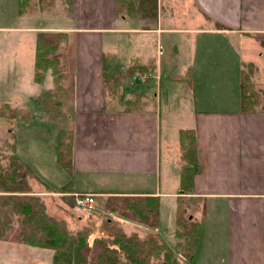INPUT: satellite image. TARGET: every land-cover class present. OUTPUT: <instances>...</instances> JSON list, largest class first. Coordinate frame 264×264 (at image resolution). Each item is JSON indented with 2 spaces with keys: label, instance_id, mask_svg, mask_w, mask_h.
Returning a JSON list of instances; mask_svg holds the SVG:
<instances>
[{
  "label": "crops",
  "instance_id": "0c3cea01",
  "mask_svg": "<svg viewBox=\"0 0 264 264\" xmlns=\"http://www.w3.org/2000/svg\"><path fill=\"white\" fill-rule=\"evenodd\" d=\"M10 4L9 21L0 22V158L9 151L31 168V190L43 198L47 214L77 231L86 224L82 211L63 198L73 201L75 193L103 199L154 196L159 200L157 228L102 211L107 217L87 220L92 237H103V221L115 222L126 234H157L172 251L171 264H264V110L241 113L239 105L248 65L255 89L264 88V0H155L154 10L141 16L133 11L119 16L117 0H71L67 9L53 5L23 14L17 0ZM188 14L191 26L178 24ZM40 32L67 36L62 59L74 92L55 120L37 100L54 90L50 71L40 82L34 79ZM121 57L126 59L125 71L133 64L154 69L117 85L116 74L108 76L107 69L109 61L122 63ZM176 63L180 68L173 71ZM163 76L167 83L176 80L185 95L191 92L194 102L185 115H174L175 120L171 111L162 109L158 92L152 95L140 87L145 83L150 89ZM200 80L220 81L231 95L218 108L197 107L194 81ZM133 82L139 89L123 86ZM118 89L129 93L123 109L112 105L108 94ZM134 98L141 100L139 106H130ZM185 129L195 132L198 153L192 197L198 205L194 217L200 241L191 263L175 247L183 164L178 133ZM60 130L69 132L71 171L57 162ZM50 174L58 179L53 187L46 178ZM115 175L136 186L103 190L90 183L91 177ZM67 183V192H59ZM55 196L53 215L46 201ZM52 258L51 249L0 240V264H52Z\"/></svg>",
  "mask_w": 264,
  "mask_h": 264
},
{
  "label": "trees",
  "instance_id": "16d2710c",
  "mask_svg": "<svg viewBox=\"0 0 264 264\" xmlns=\"http://www.w3.org/2000/svg\"><path fill=\"white\" fill-rule=\"evenodd\" d=\"M30 0H17L18 13H27ZM54 0H46V7ZM70 3V0H65ZM133 0H117V12H130ZM67 4V5H68ZM138 5L147 14L154 10L155 0H140ZM147 5V8L146 6ZM67 36L65 33L40 32L36 37L34 79L40 82L47 71L53 76L54 90L45 91L37 98L51 120L59 117V107L67 106L73 98L72 77L65 72L64 55ZM250 68L251 66L248 65ZM153 65H131L123 74H116L114 82L119 85L135 73L140 76L152 72ZM66 80V85L63 81ZM61 98V102L58 101ZM259 102V93L249 76L243 73L239 91L241 113H251ZM179 147L183 162L180 172V192L177 198L175 247L182 250V256L191 263L200 241V225L194 213L198 205L192 197V181L197 170V144L195 132L179 130ZM65 131L58 132L57 162L71 171V146L64 142ZM194 166V169L192 168ZM31 168L12 154L5 165H0V240H10L39 248L53 250L52 264H171L172 251L158 235L147 232L143 237L137 233H124L119 227L110 236L96 238L90 244L88 234L74 235L66 230V224L45 211L38 196L28 195L31 187L27 178L32 177ZM68 183L59 192H67ZM190 195V196H188ZM69 198V197H68ZM74 202V199H73ZM111 203V204H110ZM118 216L137 222L147 228L159 226V200L148 195H108L105 205ZM17 217L18 228L13 229V218ZM116 224V223H115ZM112 227V223L109 228ZM111 229V228H110ZM160 259V261H158ZM155 261V263H154Z\"/></svg>",
  "mask_w": 264,
  "mask_h": 264
},
{
  "label": "rangeland",
  "instance_id": "374dc122",
  "mask_svg": "<svg viewBox=\"0 0 264 264\" xmlns=\"http://www.w3.org/2000/svg\"><path fill=\"white\" fill-rule=\"evenodd\" d=\"M45 1L46 0H30L27 8L29 10H38V9L44 10V9H48V8L52 7L53 5L54 6L57 5V7L61 6V7H64L65 9H67L71 5V0H70L69 4L66 3L65 0H54L53 5L47 8L45 5ZM133 1H134L133 2L134 6L132 8L133 14L135 16L143 15L142 14L143 10L138 5V2L140 0H133ZM145 6L147 8V5H145ZM10 7H11L10 0H0V22L2 20L9 21L10 16L8 13H9ZM4 11H6V13H7V15H5V16L2 14ZM121 15H126L125 11L120 12L119 16H121ZM189 16H190V14H188L187 18L184 17L183 22L178 21V24H185L186 26H191V24L188 22L189 21L188 19L190 18ZM197 24H202V23L198 22ZM197 24L195 23L194 26ZM182 57H183V59L185 58L184 55H182ZM123 58H124V60L121 57L122 63L121 62L116 63L113 61H109L108 69H107V75L108 76H112L113 74L123 73L125 71L126 65H124V64L126 62V59H125V57H123ZM118 59H120V58H118ZM183 61H185V60H183ZM180 65L181 64L176 63V68L173 71L178 70V68H180L179 67ZM251 72H252V68L248 67V68H246L244 73L246 75L250 76ZM194 82H195L194 87L197 90L196 96H195V98L197 100V105H196L197 107H199L198 105H200L203 108H207V109L218 108V105L219 104L222 105V103H223L222 99H224V98L226 99L229 95H231L230 91H224V90H226V87H223V83L220 81H217V80H200V81H194ZM250 82H251V80H250ZM133 84H134L133 86L132 85H123V86H125V87L128 86L129 90H135L136 87L138 88L137 84L139 85V83L136 84V82H133ZM144 84L145 83H142L140 85V87L145 90L143 92H145V93L148 92L152 95H154V93L158 92V94L161 96V100H162V109L166 112L171 111L170 116H173V120L176 119V117L174 115L178 116V113L179 114L182 113L183 115H185L187 108L190 109L192 107V104H194V102L192 100L191 92L189 93V95H185V93H184L185 91H179L181 87H180V85L176 84V80H173V81L171 80V83H167L165 80V76H163V77H161V82L159 80L152 81L151 85H153V87H150V89H145V86H143ZM122 89H123V87H122ZM254 91H257L259 93V102L257 105L254 106V108L256 107V108H260V109L264 110V88L263 89H255V87H254ZM108 94H110L112 97L111 101H110L112 105H116L117 108H121V109L124 108L123 97H126L129 94L128 91H119V89H118V91H108ZM134 99H136V100H133L134 105H130V106H139L141 103V100H139L137 98H134ZM67 107H68V105H67ZM62 120L63 119L61 118L60 122ZM65 138L66 139L64 141L68 142V138H69L68 130L65 131ZM7 151H8V149H7ZM10 156H11V154H9V151H8L6 153V155H4L0 158V165H2V166L5 165ZM54 165H55V167L57 166L56 164H54ZM46 178H51L49 185L52 187L58 183L57 176L54 174H50V176H48ZM30 179H31V177L27 178L29 186H30V182H29ZM119 179H121V177L116 176V175L115 176H107V177L106 176L105 177L95 176V177H91L90 183L92 182L91 185L93 184V187H97V188H100L103 190H128V189H131L133 186H136V183H124L122 180H119ZM34 183L36 184V186L39 185V183H37L36 181ZM37 187L42 189L41 186H37ZM27 194L38 196L32 190H30V192ZM38 197L40 198V200L42 201V203L45 206V202H44L43 198L40 196H38ZM57 197L58 196H55V199H51V200L46 201V203L48 204V209L53 215L57 214V207H58V200H57L58 198ZM93 198H94L95 208L91 213H86L79 208L82 211L81 215H82L83 219H85L86 224H84L77 231H69L67 226H66V230L72 235H74L78 232L88 234L89 244L96 238H105L107 236H110L112 234V232L118 228V225L115 224V222L114 223L112 222V227H110L111 228L110 229L109 226L111 224H108V223H106V221H103L102 224L100 225V227L98 226L100 229H102V233L104 232L103 237H100L101 236L100 234H98V237H94V238L92 237L91 234L93 232H92L90 224H87L88 223L87 220L90 219L91 216H98L102 220L104 217H107L105 214L102 213V211H109L108 209L111 206L110 205L111 203L109 205H105L107 197H105L103 199L100 197L97 198L96 196H93ZM64 200L70 206H73L74 202L72 201V199L63 198L62 201L64 202ZM45 211H46V206H45ZM119 217H121V216H119ZM54 218H56V217H54ZM16 219H17V217L13 218V229H15V230L18 228V223L16 222ZM178 241L181 244L185 243V239L177 240V242ZM176 251L182 256V250L181 249H178L176 247ZM158 261H160V259ZM154 263H155V261H154Z\"/></svg>",
  "mask_w": 264,
  "mask_h": 264
},
{
  "label": "built area",
  "instance_id": "2783aa9c",
  "mask_svg": "<svg viewBox=\"0 0 264 264\" xmlns=\"http://www.w3.org/2000/svg\"><path fill=\"white\" fill-rule=\"evenodd\" d=\"M74 197V204L76 207L80 208L86 213H91L94 208V198L92 194L89 193H75Z\"/></svg>",
  "mask_w": 264,
  "mask_h": 264
}]
</instances>
